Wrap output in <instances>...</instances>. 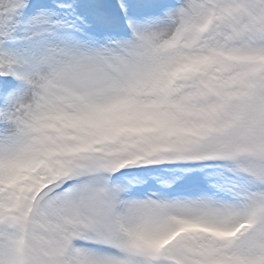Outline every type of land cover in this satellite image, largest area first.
I'll list each match as a JSON object with an SVG mask.
<instances>
[{"label": "snow or ice", "instance_id": "obj_1", "mask_svg": "<svg viewBox=\"0 0 264 264\" xmlns=\"http://www.w3.org/2000/svg\"><path fill=\"white\" fill-rule=\"evenodd\" d=\"M0 264H264V0H0Z\"/></svg>", "mask_w": 264, "mask_h": 264}]
</instances>
